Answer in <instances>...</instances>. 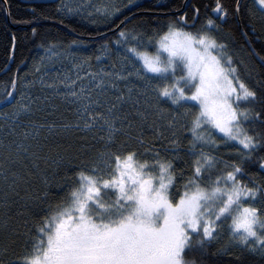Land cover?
Here are the masks:
<instances>
[{
  "label": "snow or ice",
  "instance_id": "6c2138e0",
  "mask_svg": "<svg viewBox=\"0 0 264 264\" xmlns=\"http://www.w3.org/2000/svg\"><path fill=\"white\" fill-rule=\"evenodd\" d=\"M255 3L264 13V0ZM7 4L0 0L5 11ZM94 10L120 12L108 5ZM211 12L221 20L228 15L222 0ZM199 18L194 5L191 24L184 12L166 30L121 21L111 42L119 71L113 64L87 73L92 87L77 85L78 74L46 85L62 84L66 91L56 94L73 106L75 119L64 129L100 133V146L58 185L59 198H49L41 165L59 166L65 157L39 143L46 125L0 124V264H218L222 255L243 264L244 252L264 257V180L246 178L244 167L264 149V132L254 128L264 124V96L246 79L254 69L245 74L244 61L216 34L221 26L213 16L196 27ZM257 84L264 89V80ZM32 102L13 105L11 120L32 114ZM221 144L234 147L240 163L221 161ZM255 163L264 171V157ZM225 228L228 245L212 251ZM237 247L239 253L231 251Z\"/></svg>",
  "mask_w": 264,
  "mask_h": 264
},
{
  "label": "trees",
  "instance_id": "16d2710c",
  "mask_svg": "<svg viewBox=\"0 0 264 264\" xmlns=\"http://www.w3.org/2000/svg\"><path fill=\"white\" fill-rule=\"evenodd\" d=\"M60 1L8 0L6 8L9 22L6 19V11L0 8V116L5 117L4 114L8 113L11 118V109L21 96L25 95L26 101L32 99V114L21 116L19 120L25 129L31 128L29 121L45 124L46 127L40 129V135L37 138L39 143L46 146L45 151L52 149V156L59 153L65 157L59 166L52 164L51 161H49L50 167L41 165L42 169H46L48 173L50 199L63 195L58 185L65 184V177L72 175L75 165L79 164L81 159H87L100 146L94 139L100 133L98 129L92 133H83L62 127L74 121L73 106L62 102L56 94L42 89L44 87L36 83L33 70L36 59L42 56L77 54L82 60L91 64L100 56L99 50L104 47L110 52L111 61L116 62L118 59L117 46L111 42L116 39L117 26L124 27L121 21L136 14L127 20L128 27L137 24L149 31L159 28L166 30L168 22L184 12L187 13L189 24H191L192 8L195 5L200 8V18L195 22L196 27L203 23L206 16H213V19L221 26L216 34L229 45L238 59L244 61L246 67H242V71L245 74L248 69H254L251 76L246 75V79L257 88L261 96H264V89L257 84V81L264 80V66L256 60L246 42H249L259 58L264 56V13L260 11V6L255 3V0H239L240 11L237 16L234 11L236 0H222L228 9V15L223 20L218 19L211 12L214 0H187L186 2L185 0H132L131 3L129 0H117L90 6L85 12L72 15L60 11ZM104 5L115 6L120 9V12L114 16H107L94 10ZM205 5L208 7L205 8ZM181 9V13L165 15ZM54 23L64 26L78 36L97 37L102 34L103 36L94 40L80 39ZM33 27L37 29L36 36L32 34ZM13 36L16 38L15 45L12 42ZM13 79L16 81L14 88ZM10 91L14 93L13 97H7ZM6 97L8 102L5 101ZM36 97L40 99L36 100ZM162 106L167 107V105ZM256 107L259 109L260 104L257 103ZM4 123L0 120V124ZM48 124L53 125L51 131L47 128ZM254 128L257 132H264V124L256 122ZM4 131H7V128ZM145 134L150 135L147 127H145ZM0 138H3V132H0ZM216 155L221 161L240 163V157L236 154L234 147H224L221 144ZM260 157H264V149H258L252 154L251 161L244 162L246 178L255 179L257 182L264 180V171L260 170L255 163ZM69 158H71V164L68 163ZM177 163L181 167L184 166L181 161ZM3 237L4 231L0 229V242H3ZM228 243L229 237L225 228L221 238L213 243L212 251ZM16 250L21 251L19 247ZM231 251L239 253L241 250L237 247ZM216 259L218 264H235L233 255H222ZM242 259L243 264H264V257L259 253L244 252Z\"/></svg>",
  "mask_w": 264,
  "mask_h": 264
},
{
  "label": "rangeland",
  "instance_id": "374dc122",
  "mask_svg": "<svg viewBox=\"0 0 264 264\" xmlns=\"http://www.w3.org/2000/svg\"><path fill=\"white\" fill-rule=\"evenodd\" d=\"M117 0H61L59 4V9L61 12H64L67 15L79 14L83 11L85 12L90 6H97L99 4H107L110 2H116ZM62 5H68L74 9V11L69 12L67 8H63ZM79 10H77V7ZM99 59L97 58L94 63L88 64L86 61L82 60L81 57H78L77 54H68V55H55V56H42L39 59H36V64L33 70V74L36 76V83L42 85L44 90L53 92L56 94L57 91L63 93L66 91L62 84L57 83V88H48L46 85L51 84L54 81H59L64 76H69L72 79L76 78L78 74L82 77V80L77 81V85L84 83L89 87L93 86L91 78L87 75V73H100L102 71H110L112 69V65L116 64V71L120 70L119 59L116 62L111 61L110 52L104 47L99 50ZM78 65H82V67H76ZM37 68L39 71H37ZM123 87V85H121ZM23 90V89H22ZM99 89L93 88V95H95ZM57 95V94H56ZM57 97L62 101H64L63 96L57 95ZM20 102L28 103L25 99V95L21 96L19 99ZM18 102V101H17ZM17 102L15 105H17ZM14 107L11 109V114L14 111ZM30 114H22L21 116H28ZM20 116V118H21ZM19 118V119H20ZM7 119L8 122L15 125L16 123L20 124V128H25L20 120L12 121L11 118L0 116V120L5 122ZM30 127H34L30 125ZM20 128H17L20 130Z\"/></svg>",
  "mask_w": 264,
  "mask_h": 264
},
{
  "label": "water",
  "instance_id": "95a60500",
  "mask_svg": "<svg viewBox=\"0 0 264 264\" xmlns=\"http://www.w3.org/2000/svg\"><path fill=\"white\" fill-rule=\"evenodd\" d=\"M186 1H187V0H185V2H186ZM180 12H182V11H180ZM175 13H176V12H175ZM175 13L172 12V13H168V14H165V15H172V14H175ZM135 15H136V14L131 15V16H129L128 18H126L125 20H129L130 18L134 17ZM236 16H237V12H236ZM6 19H7V22H9L8 14H7V10H6ZM125 20H124V21H125ZM54 24H56L57 26L61 27V28L64 29V30H66V31L69 32L71 35H73V36H75V37H77V38H80V39L94 40V39H96V38H99V37L103 36V34H102V35H99V36H97V37H82V36H78V35L72 33L70 30H68L67 28H65L64 26H62V25H60V24H57V23H54ZM120 26H121V25H120ZM116 29H117V28H116ZM116 29H115V30H116ZM246 42H247V44H248V46H249V48H250L252 54H253L254 57L256 58V60H257L262 66H264V61H261V59L256 55V53L254 52V50L251 48L249 42H248V41H246Z\"/></svg>",
  "mask_w": 264,
  "mask_h": 264
},
{
  "label": "bare ground",
  "instance_id": "6f19581e",
  "mask_svg": "<svg viewBox=\"0 0 264 264\" xmlns=\"http://www.w3.org/2000/svg\"><path fill=\"white\" fill-rule=\"evenodd\" d=\"M180 11H182V9H181ZM180 11H178V12H176V13L174 12V13H175V14L181 13Z\"/></svg>",
  "mask_w": 264,
  "mask_h": 264
}]
</instances>
